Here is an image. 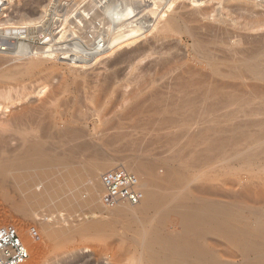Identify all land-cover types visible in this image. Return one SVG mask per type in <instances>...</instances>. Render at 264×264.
<instances>
[{
    "label": "rangeland",
    "instance_id": "rangeland-1",
    "mask_svg": "<svg viewBox=\"0 0 264 264\" xmlns=\"http://www.w3.org/2000/svg\"><path fill=\"white\" fill-rule=\"evenodd\" d=\"M4 1H6L5 4L0 8V92H2L0 96L1 97L0 98V104H1L0 105V125H1L0 143L2 144L3 141V145L2 146L0 145V150H3V152L0 153H2L3 156L0 154V160L1 159L4 160L6 157H9L11 151L16 146H24L25 148L32 146L31 148H36L37 145L43 146L44 144H46L43 147L44 149H48V148L50 149L51 147L50 150H53L52 152L50 151L51 154L53 153L55 155V156L52 155V158L56 157L57 153L58 155L62 153V157H66L64 151L68 148L65 147L68 145V143H66L67 139L65 140V138L69 136L72 130L78 131L83 136L82 139L80 138L81 142H83L84 140L89 142V149H90L86 151L88 153L86 152L84 153V156H76V158L75 157L72 158L73 160L70 158L67 163L71 166L68 165L65 166V164H67L64 162L65 160L63 162L60 161V163L59 161H57L59 166L64 163V166L62 165L63 167L62 166L60 167L61 170L63 169L62 172L64 174L61 172V170L58 167V164L55 161H53V164L49 163L47 166L50 167L47 168L49 175L48 173L46 174L47 172L46 169H45L46 171H44L45 172L44 175L43 174L42 176L40 175L42 178L40 176L35 175L34 173L33 178L35 182L32 181L30 182L33 192L31 193V195H28V192L24 194H20L21 199L23 201L20 200L17 206H14V204L12 203L9 204L8 198H12L13 196L11 197L10 195L7 197L5 195H2L1 193L2 189H0V227L14 226L23 235L24 241L27 244L29 250V259L24 264H59L65 261H69V263L67 264H79V263L81 264V262L86 260V258L87 259L89 258L87 261L91 260V262H93L94 260V264L95 263L125 264V262H122L120 259L122 257L124 258V254L127 251V247L129 246L131 247L132 242L130 241H133V237L129 232V228L130 226H132L131 228L139 226L140 225L139 221L141 222V219L135 220V218L134 219L128 218L130 217L131 212H122L123 208L120 205L114 208H106V209L104 206H102L103 204L101 206H97L96 208L93 206L92 209L91 206L86 205V201L89 198V194H88L89 189L87 187L88 186L87 178L89 176L87 177L88 175L87 170L84 169L85 168L84 162L86 163L88 158L92 159L91 157L93 156V154L91 155L89 151L93 153L97 149L98 150L100 149L101 153L99 155L102 154L101 156H104V158H107L108 160L111 158L114 161H118L117 164H120L119 160L130 161L134 158H139L146 162L150 161L149 163L152 162L153 165L154 164L157 165L154 166H156V173L157 172L158 173L156 174L155 171L154 173L158 176H163L161 175L162 173L161 171L163 169H164L163 171H165V163L167 162L166 160L170 161L171 159H173V157L174 158L180 157L181 161L179 160L180 163H177L176 165L180 173L176 177H174L173 185L180 186L181 183H184L185 185L187 186L189 185V186L187 188L180 189L179 199L182 200L183 198H185L183 196V193L184 191L189 189L188 192L195 196L198 194L196 193L197 191L201 193L209 192L207 198L223 200L222 189L224 187L222 188L223 166L221 163V159H222L221 155H218L217 153L214 152L212 153V157L208 161L204 160L202 157L199 156L200 154L203 153L205 144H200L198 142H189V139L186 137V136L189 137V135H191L192 132L195 131L194 127L192 128L193 130L190 129L191 132L188 130L191 134L188 131H186L188 135L186 134L184 136V134H182L183 132L180 131L183 129L180 128L166 129L164 128V126L160 125V123L157 124L163 118V115L161 117L160 110L159 113L156 112L159 108L156 107L157 105L156 100L163 101L165 99L163 98L165 97L163 95H166L169 92L167 88L172 87V86L166 87V85L168 84L174 85L173 84L174 82L175 84L181 83V81L186 80L187 79L186 77L189 76L191 77L189 79H193L194 81L197 82L205 81L206 85H208L209 83L211 88L215 86L216 87L219 86V88L229 87L230 90L234 89L235 92H239V91L248 92L250 91L249 88L251 87V89L258 88V91L261 92L264 91V82L258 83L255 80L250 79L249 78L250 73H247L245 75V78L242 79L234 78L230 76V72L233 73L235 70L233 68H232L233 70L230 68L235 67L233 66V64L236 65L237 67L239 63L244 64L245 59H243V57L246 56L243 55L247 54L248 51H249L248 55L249 56L251 55L252 58H258L261 60L264 59L262 55V53L264 52V0H220V1L210 0L209 2H207L208 4H204V6L202 5L200 8L192 7L187 0H175L172 9L174 13L180 15L182 14L188 16L196 10L210 11L211 13L210 18L212 19L208 18V20L206 19L199 20L198 18L199 21L194 20V22L189 20L186 23V26H188L189 30L193 33L194 38H196V40L198 38V40L204 41L205 38L206 39L207 37L210 38L209 36L212 35L211 37L214 38L216 37L221 39L223 38L224 40L223 41L221 39L220 40L217 39V41L218 40L221 42L226 41L225 43L226 45L223 42L221 43L222 45L220 46L218 45L219 43L214 44V45L217 44L219 47L217 45L215 47H213L214 45L212 46L213 43L211 42H213L214 38H212L213 40L211 38L208 40L205 39L204 42L206 46L211 45L210 46L211 48L209 49L208 47L207 49L208 52L209 51L212 52L210 53V55L212 54V56L213 55L215 56V57L213 56L215 58L214 64L219 63L218 65L217 64L215 65L216 68L220 69V71L217 73L218 75L214 74L215 71L212 67L214 65L210 66L209 64H204V62H202L198 58L197 52L195 53L194 48L192 49L191 47L193 46L192 38L188 39V37L186 36H182V38H180L176 34H173V36L171 34H167L159 37L157 35L159 33H156V30L150 29V25L145 28V25L143 23L146 21L145 16L147 15L148 17H150L149 16L150 14L148 13V11L144 12V10L147 9L144 0H117V2L114 4L115 8L113 10V15L115 17L114 19L115 24L112 25L114 34L116 35L117 38H125L127 37L128 34H136L137 36L136 40L134 42H130L127 44L125 43L123 45L121 44L119 47L114 48L112 52L109 51L110 53L103 52L102 54H98L95 57L89 55L87 58H84V56H82L80 51H78V48H76V44L74 43V41H76L80 37H83L84 43L86 41V43L89 45L88 49H91L90 48L91 47L90 43H92L91 41L95 38V36L96 37L98 36L95 33L94 28H96L97 30L107 28V25L103 26L102 24L103 21H101V17H97L96 19H94V21L92 18V16L94 17V12L101 13V9H103L101 8L103 7L102 5L98 4L100 9L97 7V5H95V3H97L99 0L98 1L97 0H4ZM123 3H129L133 7L134 10L130 12V16H132V18L130 17V19L127 18L119 19L118 16L116 15V12H118L120 6ZM73 4H75L73 8V10H75L73 12V15L72 16L70 15L68 17L69 19L67 18V22H64L61 25V20H62L61 15L63 14V12H65V10H67L68 6H73ZM162 7L163 4L159 7V9H157V11L158 12L161 11ZM83 13H86L87 16L84 15ZM142 14H145V16L142 17L141 16ZM40 15L43 16V18ZM39 16L41 19L40 18L38 19ZM79 16H81L84 22L89 19L87 21V25L90 24L88 28L85 29L84 25L82 24L78 25L80 28L76 27L78 28L77 30L71 27L70 24L76 21L75 17L79 18ZM28 19H30V21L34 23L33 24L32 22L30 23ZM22 21H25L24 24ZM206 24L208 25V27H205ZM212 26L213 28H211ZM196 27L197 28L201 27L200 28L201 30L197 29ZM204 27L208 30L209 28L210 30L211 29L213 30L211 31L209 30L208 34H204L206 33L204 32L205 30ZM197 30L200 31L197 32ZM200 32H202L203 34H201ZM93 33H95V35ZM92 36L94 37L93 39ZM202 36H204V38ZM16 42L18 43L20 42L21 44L24 45H29V46L31 45L32 50L24 49L25 51H23V49L20 48L19 46L18 47L14 46V44L15 45L17 44ZM3 47L5 48V50ZM20 50L22 51L23 54H21ZM36 52L44 53L45 57L43 55L40 56L39 54L38 55L35 54ZM140 53L144 54V56ZM231 54L235 56L236 59L238 57L239 58L241 57V59L236 60ZM216 55L219 57L217 58ZM230 58L231 59L234 58V60L232 59L231 61ZM190 59H192L193 61ZM164 60L165 61L169 60L171 62L173 61L174 64H170L171 62H169V64H162L163 62H165ZM29 62H36V65L33 66L32 72L30 71L31 73L25 71L29 65ZM209 67H211L212 69H210ZM183 71H187L188 73L186 72L183 73ZM167 74L170 77L166 76L167 78H165L163 81L162 79L164 78L163 76ZM186 74H188V76ZM177 75L181 77L183 75L182 78L184 79L182 80L181 78H177L178 77ZM170 78L172 80L175 79L176 80L172 82ZM159 79L163 81L162 85H160ZM177 79H181V81ZM126 80H129L130 83H128V81L126 82ZM115 81L117 83H115ZM157 81L159 84H157ZM165 81L167 82L165 83ZM131 83L132 85H129ZM139 83L142 85H140ZM155 84L157 86H155ZM146 85L149 87H147V89L145 90ZM158 85H160L161 87L163 86V88H161ZM131 86H132V90H131ZM122 87L123 89L125 88L124 91ZM102 89L103 90L105 89V91H102ZM126 89L127 91L128 90L129 91L127 92ZM153 89L154 92L157 91L158 89L160 91L158 90L159 92L157 91L155 93L154 92L152 93L151 91ZM138 90L143 92L140 93ZM164 91L165 92L168 91V92L164 93ZM121 92L122 94H119ZM160 92H162L163 95L160 94ZM126 93L129 95L127 96ZM139 93L141 96L142 95L143 96L141 97L140 95H138ZM10 94L13 97H11ZM146 94L149 95L148 96L149 100L150 99L152 100L147 101L148 97ZM158 94L159 96H157ZM2 95H4V97ZM8 96L11 99L10 98L8 99ZM154 96L156 100H154ZM156 97L159 98L157 99ZM143 100L145 101V103H147L146 106L144 105L145 103L142 102ZM45 101L47 103H45ZM152 101H154L155 103H153ZM140 102H142L144 106ZM148 105L150 107L146 109L147 110L150 109L152 111L145 112L144 111L145 109L142 107H147ZM153 105H155L154 108ZM171 107L172 106H169L168 108ZM142 110L145 113H143ZM139 111L141 114L139 113ZM32 114H34L37 117L34 116L35 118L34 117L33 118L35 120L31 122L36 125H39L40 123L41 124L39 125V128L38 126H34L37 127L36 130L33 127L34 129L29 131L28 135L33 136V140L31 138L32 140L31 143H29L28 145L27 144L23 145L22 141L15 140L18 137H11L12 132L8 128H10L11 126L9 127V125H11V123L13 124L15 120L17 121V119L25 120L26 119L25 117H27L28 119V116L32 118L31 117ZM129 115L131 117H129ZM207 115H205L204 117L211 118L209 116H212L210 114ZM76 118H79V120L77 121ZM151 119L153 122H155L153 119H157L156 120L157 123L156 124L154 123L155 125L151 124L152 123V121L150 122ZM221 120L222 119H220L219 121ZM148 122H150L149 125ZM73 123H75V125ZM3 126L4 127L7 126V128H2ZM142 126L143 127L145 126L144 127L145 130H143ZM47 129H49V131L51 132L50 133L49 131L47 132ZM170 130L172 133L169 132ZM42 131H44V133ZM122 131H124L125 133ZM168 132L169 134H166ZM177 132L178 134H176ZM43 134H45V136ZM181 134L183 136H181ZM3 135L5 136L3 137ZM6 135H9L8 139ZM120 135H125L126 138L125 137L118 138V136ZM52 136H54L53 137L54 139H51ZM180 136L181 138H179ZM1 137H3L4 140L7 141L1 140ZM108 137L109 139H107ZM174 137L177 138V140H175ZM35 138L36 140H38L37 138H39V140L41 139L42 141H39L37 143V141L34 140ZM63 138L64 141L61 140ZM46 139L47 141H45ZM79 140L78 142H80ZM110 140L112 141L109 144ZM41 142H45V143L41 144ZM55 142L58 143L55 144ZM180 142L181 144H179ZM69 145L70 146L74 145V143H70ZM3 146L6 147L2 149ZM8 148L10 149L8 150ZM178 148L181 149L179 150ZM57 149H59L60 151H58ZM31 158H30L31 160H33V158L35 159V156H31ZM2 163L3 162L0 161V172L2 173V174L0 173L1 174L0 178L3 175L8 174L9 171L14 168V166L16 165V161L10 160L8 163L6 162L5 165L4 163L3 164ZM78 163H81V165ZM75 166L77 170H75L76 169ZM230 167L232 166H229V168ZM57 168L60 170V172L57 170ZM67 168H69L70 171L73 172V175L75 177L74 178L75 183L68 180L69 177L67 171L69 169L67 170ZM50 169H52V172L54 174L52 172L50 173L51 171ZM108 170L109 169H104L101 172V174L103 175V173ZM233 171H234L233 167L230 168V170L229 169L225 170L226 174L224 175V179H231V177L234 175ZM45 174L47 175L48 179H45L46 178ZM61 174L64 178H62ZM82 175H85V177ZM144 175L146 179L153 178V176H151L152 175L151 173L148 175L147 174ZM139 177L141 179L144 178V176L142 177L139 176ZM82 178L85 180H82ZM51 179H53L54 181ZM226 181L228 184L229 180ZM33 183H35L36 186L32 185ZM229 185L230 184H228V186ZM230 186L227 189H230V191L235 190L233 189L234 187L231 188ZM48 187H52V188H49L46 191H44ZM226 187L227 186H225V188ZM37 188L40 189L41 191L40 190L39 192L36 191L38 190ZM79 188L80 190L81 189L82 190L81 191L77 190ZM100 191L101 190L99 188V193L100 195L102 194V196H100L101 197L100 200H102L104 195L103 192ZM230 191H228L226 195L228 196L227 197L228 200L232 201L233 197ZM80 193L81 195L82 194L83 195L80 196L79 195ZM10 194L13 195V193ZM42 194L43 197L47 198L45 201L43 200V198H41ZM23 195L24 196L28 195V199L25 198L29 200V201L26 200L27 204L26 201H24L25 199H23L24 197ZM69 198L71 199V201L68 202L69 204H66L65 208L62 207L61 204L65 200H69ZM146 198H147V193H146ZM34 199L38 202H35ZM39 199L41 200L42 206L40 205ZM80 200L81 201L83 200L85 202L80 203L79 202ZM31 202L32 204H30ZM145 203L146 201L143 203V205H146ZM37 204L40 206L38 207ZM34 205L36 207H34ZM85 206L88 208H86ZM67 208L69 213L71 212L69 216L67 215L68 214ZM73 210L74 212L76 211V213H74ZM113 210H115V212ZM79 213L81 216L78 215ZM37 214L40 215V217ZM41 214L43 218L41 217ZM159 214H158L159 218L164 219L166 223V226L161 225L162 227L160 229L161 233L169 236L180 237L183 232V228L182 226H180V218H181L180 215L174 213L173 210H168V209L160 210ZM61 215L63 216L62 218ZM55 216L59 218L58 219L59 222L57 221ZM72 216L73 218L78 217L79 219L80 217L81 219L79 220L76 218L72 219ZM46 217L52 219L51 222L50 221L48 222L52 227H48L46 222L47 219ZM64 217H66L65 220H62ZM67 218L68 220H66ZM157 219L158 217H156L154 221L151 222V224L155 226ZM73 220L75 222L77 221V223L79 222V225L74 224L75 222ZM81 220L83 221L81 222ZM65 222L67 223L66 226L68 225L67 227L64 226ZM91 222H93V224L94 223L97 224L96 225V228H98L97 231H95L96 228H94L93 230H88V233L85 235L79 233L80 229H82L83 227L92 226ZM57 225L59 226L57 227ZM73 225L75 226L78 225L77 226L78 228L74 227ZM71 227L72 229L69 230L68 228ZM67 229L69 231H67ZM32 230H35L36 232L35 235L31 233ZM53 231L56 232L53 233ZM74 232L75 233L77 232L78 235L72 234ZM96 233H98V235H96ZM108 233H111L112 235ZM130 238H132V240ZM206 241L211 251L218 252L223 262L234 263V264L242 262L241 256L238 254L236 249L231 245L230 238L225 236L224 237L212 236L211 234H209L206 237ZM198 243L200 246H202V248H206L207 246L206 243L203 242H198ZM60 249L61 251H57ZM50 254L53 255L50 256ZM77 260L78 261L80 260L81 262L80 261L78 262Z\"/></svg>",
    "mask_w": 264,
    "mask_h": 264
},
{
    "label": "bare ground",
    "instance_id": "bare-ground-1",
    "mask_svg": "<svg viewBox=\"0 0 264 264\" xmlns=\"http://www.w3.org/2000/svg\"><path fill=\"white\" fill-rule=\"evenodd\" d=\"M187 1L191 4L192 7L200 8L202 5L204 6V4H208L207 2H209L210 0H205V1H203V0H187ZM5 2L6 1H4V0H0V8L5 4ZM116 2H117V0H110V1L99 0L97 3H95V5H97L98 8H99L98 4L102 5L103 7H101V6L100 7L103 9H101V13L94 12V17L92 16L93 21L97 17H101V21H103V23H102L103 26L107 25V28L106 29L103 28L100 30H97L96 28H94L95 33L98 36L97 37L95 36V38L92 36V39L93 38L94 39L91 41L92 43H90L91 49H88L89 45L86 43V41L84 43L83 37H80L79 39L74 41V43L76 44V48H78V51H80V53L82 54V56H84V58H87L89 55H92V57H95L98 54H102L103 52H109V51L112 52V50L114 48L119 47L121 44L122 45L124 43L127 44L130 42H134L136 40V38H137L136 34H128L127 37H125L126 39L125 38H117L116 35L114 34L113 29H112V25L115 24V21H114L115 17L113 15V10L115 8L114 4ZM144 2L146 3V7H147V9L144 10V12L148 11V13L150 14L149 15L150 17H148L147 15L145 16V14L141 15L142 17L145 16V18H146V19L144 18L146 21L143 22L145 25V28L150 25V29L156 30V33H159V34H157L159 37L167 35V34H171L172 36H173V34H176L180 38H182V36H186V37H188V39L192 38L193 46H191V47H192V49L194 48L195 53L197 52L198 58L202 62H204V64H209L210 66L214 65V66H212L214 71H215L214 74H217L220 71V69L216 68V66H215L216 64L218 65L219 63L214 64V60H215L214 57L215 56L213 55L214 56L213 57L212 54L210 55V53H212V52H210V51L208 52L207 48L209 47V49H210L211 45L209 44L210 46H206V44L204 43L206 38L204 39V41L203 40L200 41V40H198V38L196 40V38H194L193 33L189 30L188 26H186V23L189 20L194 22V20L197 21L198 18H199V20L200 19L208 20V18L212 19V18H210L211 17L210 11H208V10H196V11H194L195 10L194 9L193 13H191V14L189 13L190 15L185 16V15H182V14L180 15V14L173 12L172 6L174 5L175 0H144ZM105 4H107V5H105ZM162 4H163V7H162L161 11L158 12L157 9H159V7ZM74 5L75 4H73V6H68L67 10H65V12H63L62 15L60 14L62 16V17L60 16L62 19V20L60 19L61 25L64 22H67V18L70 15L71 16L73 15V12L75 11V10H73ZM133 10L134 9L131 6V4L123 3L120 6L118 12H116V15L118 16L119 19H126V18L130 19V17L132 18V16H130V12H132ZM190 12H191V10H190ZM86 13H83V14L87 16ZM40 16L38 17V19L40 18ZM63 16H64V18H63ZM81 16H83V15H81ZM81 16H79V18L75 17L76 18L75 22L70 21V22H72L70 24L72 28L77 30L78 28H76V27H79L78 25H80V24L84 25L85 29L88 28V26L90 24L87 25V21L89 19L84 22V20L81 18ZM41 17L43 18V16H41ZM149 18H151V19H149ZM215 19H217V18H215ZM28 20L30 21V19H28ZM201 21H203V20H201ZM22 22L24 24L25 21H22ZM31 22L32 21H30V23ZM27 23H29V22H27ZM33 23L34 22H32V24ZM220 24H222V23H220ZM261 24H262V22H261ZM26 25H28V24H26ZM205 27H208V25L206 24ZM205 27H204V29H205L204 32H206V33H204V34H208V31L210 30V28L208 30ZM200 28H197V29H200ZM211 28H213V26ZM10 30H11V28H10ZM200 30H197V32ZM211 30H213V29H211ZM80 31H83V30H80ZM68 32H69V29H68ZM214 32H217V31H214ZM95 33H93V34L95 35ZM200 33L203 34L202 32H200ZM209 33H211V32H209ZM20 34H22V33H20ZM197 34H195V35H197ZM214 34H216V33H214ZM211 36L212 35L209 36L211 39L214 38ZM202 37L204 38V36H202ZM210 38L207 37L206 40H208ZM215 38H214V40L212 39L213 40V42H211V43H213L212 46L215 43H219L218 44L219 46L222 45L221 43L224 41L223 38L222 39L221 38L215 39ZM217 39H219V40L221 39L223 41L222 42L219 40L217 41ZM82 42H83V44H82ZM16 43L17 44L16 45L14 44V46H16V47L19 46L20 48L23 49V51L32 50L31 45L30 46L24 45V44H21L20 42L19 43L16 42ZM223 43L225 44L226 41ZM216 45H214L213 47H215ZM16 47H15V49H16ZM101 48H102V50H101ZM17 49H19V48H17ZM4 50H5V48H4ZM239 51H238V53H239ZM231 52H234V51H231ZM248 52H247V54L243 55L246 57L242 56L243 59H245L244 64L239 63L238 67L234 64H233V66H235V67L230 66L231 67L230 69L233 68L236 70V71L234 70L233 73L230 72V76L234 77V78L242 79V78H245V75L247 73H250V77H249L250 79H253L258 83L259 82L263 83L264 82V59L261 60L258 58H252L251 55L250 56L248 55ZM220 53H221V51H220ZM244 53H246V52H244ZM21 54H23L22 51H21ZM35 54H37V55L39 54L40 56L43 55L45 57V54L42 52H36ZM140 54H142V53H140ZM142 55L144 56V54H142ZM262 55L264 57V52L262 53ZM43 56H42V58H43ZM178 57H179V55H178ZM195 57H196V55H195ZM218 57L219 56H217V58ZM233 57L235 58V56H233ZM234 58H232V59L234 60ZM227 59H228V57H227ZM232 59H231V61H232ZM237 59L240 60L241 57L240 58L238 57ZM170 60H171V58H170ZM190 60H192V59H190ZM169 62H171V61L166 60L162 64H169ZM172 62L170 64H174V62L173 63ZM195 63H196V61H195ZM35 65H36V62H29V65L25 71L31 73L33 70V66H35ZM209 68L212 69L211 67H209ZM184 72L188 73L187 71H183V73ZM168 74H170V73H168ZM168 74L163 76L164 77V78H162L163 81L165 78H167L169 76ZM186 75L188 76V74H186ZM177 76H178L177 78H181L182 80L184 79V78H182L183 75H182V77L179 75H177ZM172 77H174V76H172ZM175 77H176V74H175ZM186 78H185L186 80H183V81H181V79H177V80L181 81V83L175 84V82H174L173 83L174 85H172L171 83L173 81H175L176 79L173 78L175 80H172L170 78L172 81L170 83L171 85H169L168 83H167L168 85L165 84L166 87L172 86L170 88H167L169 92L167 91L168 92L167 93L164 91V93H167L166 95H163L162 92H160V94L165 96V97H163V98H165L163 101L162 100L157 101L155 99V96H154V100H156V104L158 105V106L156 105V107L157 108L159 107L156 112L159 113V110H160L161 111V117L163 115V118L161 120L159 119L160 121L158 123L156 122L157 119H153L155 122H153L151 119L150 122L152 121L151 124H154V123L159 124L160 123V125L164 126V128H166V129H173V128L174 129H177V128L183 129L180 131L183 132V133L182 132L181 133L184 134V136L186 134L188 135V133H186V131H188V130L190 131V129L193 130L192 128L194 127L195 131L192 132V134L190 133L191 131L190 132L188 131L191 135H189V137L188 136H186V137L189 139V142H198L200 144H205L203 153L201 152L202 154H200L199 156L202 157L204 160L208 161L212 157V153H214V152L217 153L218 155H221V157H222L221 163L223 166L222 188L224 187L222 189L223 200L207 198V195L209 194V192H202L201 193V192L197 191L196 193H198V194L195 196V195H192L191 193L188 192L189 189L184 191L183 196L185 198L180 200L179 199L180 189L187 188L189 186V185L188 186L185 185L184 183H181L180 186H174L173 185L174 177H176L180 173L178 170V167H176L177 163H180V161H181L180 157L179 158L173 157V159H171L170 161L166 160L167 162L165 163V171H163L164 170L163 168H162L163 170L160 169V170H162L161 175H163V176H158V175H156L158 173V172L156 173V166L157 165L154 164V165H156V166H154L152 164V162L149 163L150 161L146 162V161H143L139 158H134L130 161L127 159H126L127 161L119 160L120 164H117L118 161H114L111 158L108 160L107 158H104V156H101L102 154L99 155L101 152H100V149L99 150L97 149L93 153L89 151V153H91V155L93 154V156L91 157L92 159H89L87 157L88 160L86 161V163L84 162V164H85L84 169L87 170V173H88L87 177L89 176L87 178V185H88L87 187L89 189V193H88L89 198L86 201V205L91 206V209H92L93 206L96 208L97 206H101L103 204L102 200H100V198H101L100 196H102V194L100 195V193H99V188H100V190H101L100 192H103V195H104L103 184H102V179H101V177H102L101 172L104 169L111 170V169H114L117 167H122V168H125L126 170H128L132 173H135V175L139 179L140 187L144 193L143 200L137 205L120 204V206L123 208L122 212H131L130 217H128V218H130V219L135 218V220L141 219V222L139 221V224H140L139 226L133 227V228H131L132 226H130V228H129V232L131 233V235L133 237V241H130V242H132L131 247L128 245L129 247H127V251L124 254V258L122 257L120 259L122 262H125V264H234V263L223 262L221 260V257L219 256L218 252L211 251V249L209 248V245L207 244V241H206V237L209 234H211L212 236H221V237L225 236V237L230 238L231 245L236 249V251L238 252V254L242 258V262L235 263V264H264V132H263V130H264V91L261 92V91H258V88H256L257 89L256 90L253 88L251 89V87H250L249 88L250 91H248L246 89L248 92H240V91L235 92L234 89L230 90L229 87L227 88V87H221L220 86L221 88H219V86H217V87L215 86V87L211 88L209 83H208V85L205 84V81L197 82V81H194L193 79H189V78H191L190 76L186 77ZM117 79H119V78H117ZM160 80L161 79H159L160 85H162L163 81L161 80L162 81L161 82ZM112 81H114V80H112ZM127 81H128V83H130L129 80H126V82ZM152 82H151V84H152ZM166 82L167 81H165V83ZM115 83H117V82L115 81ZM157 84H159L158 81H157ZM129 85H132V83ZM140 85H142V84H140ZM160 85H158V86H160ZM211 85H212V83H211ZM149 86L146 85L145 90ZM155 86H157V85L155 84ZM213 86H214V84H213ZM161 88H163V86ZM122 89H123V87H122ZM127 89H126V91H127ZM231 89H232V87H231ZM124 90H125V88L123 89V91ZM131 90H132V86H131ZM102 91H105V89L104 90L102 89ZM138 91L140 93L143 92V91L141 92L140 90H138ZM157 91H155V92H157ZM118 92H120V91H118ZM151 92L153 93L154 89ZM1 93L2 92H0V96H1ZM140 93L138 95H140ZM119 94H122V92ZM4 95H2V96L4 97ZM128 95L129 94H127V96ZM146 95H147V97L149 96L148 94H146ZM162 95H160V96H162ZM157 96H159V94ZM11 97H13V96L11 95ZM125 97H126V95H125ZM9 98L10 97L8 96V99ZM14 98H15V96H14ZM163 98H160V99H163ZM49 99H51V98H49ZM147 99H148L147 101L152 100V99L149 100V97ZM142 102L145 103L144 100ZM142 102H140V103H142ZM152 102L155 103L154 101H152ZM45 103H47V102L45 101ZM142 105H143V103H142ZM144 105L146 106L147 103H145ZM149 105L147 107H142V106L141 107L145 109L144 110L145 112L152 111L150 109H148V110L146 109V108L150 107ZM169 106H172V107L168 108ZM43 107H45V106H43ZM154 107H155V105H153V108ZM135 109H137V108H135ZM142 112H143V110H142ZM145 112H143V113H145ZM139 113H140V111H139ZM100 114H101V112H100ZM207 114L212 115V116H209L211 118L204 117ZM34 116H35L34 114H32V116H31L32 118H30L28 116V119H30V120H28L27 117H25L26 118L25 120L17 119V121H16L14 119L15 122L13 124L11 123V125H9V123H10L9 122L8 125H9V127L10 126L11 127L8 129H10L12 132L11 137H18L16 139L15 138H13V139L22 141L23 145L24 144L28 145L29 143H31V141L33 140V136L28 135L29 131L34 129V128L36 130L37 127H34V126H38V128H39V125L41 124L40 123L39 125H36V124H33L31 122V121L35 120L34 119L35 117H37V116H35V117ZM53 117H54V114H53ZM129 117H131V116L129 115ZM146 117H147V115H146ZM76 119H77V121L79 120V118H76ZM83 119H85V118H83ZM220 119H222V120L219 121ZM146 120H148V119H146ZM38 121H39V119H38ZM52 121H50V122H52ZM150 122H148V125L150 124ZM73 124L75 125V123H73ZM54 125H55V123H54ZM81 125H83V124H81ZM142 125H144V124H142ZM4 126L2 128H7V126L6 127H4ZM145 126H146V124H145ZM144 127H143V130H145ZM151 127H152V125H151ZM134 128H136V127H134ZM5 130H7V129H5ZM48 131H49V129H47V132ZM42 132L44 133V131H42ZM50 132L51 131H49V133ZM122 132H124V131H122ZM169 132L172 133L171 130ZM169 132L166 134H169ZM1 133H3V132H1ZM40 133H41V131H40ZM176 134H178V132ZM182 134H181V136H183ZM43 135L45 136V134H43ZM4 136L5 135H3V137ZM6 136L8 139L9 135H6ZM181 136L179 138H181ZM3 137H1V140H4ZM53 137L54 136H52L51 139H54ZM120 137L126 138L125 135L118 136V138H120ZM31 138H32V140H31ZM39 138H42V137H39ZM39 138H37L38 140H36V138L34 140L37 141V143H38L39 141H42L41 139L39 140ZM80 138L82 139L83 136L78 131H74V130H72L70 132L69 136L67 138H65V140L67 139L66 143H68V145L65 146L68 148L67 149L65 148L66 150L64 149L66 157H62V153L60 152L61 153L60 155H58V153H57V156L52 158V155H54V154L53 153L51 154V152L53 150H50L51 147H50V149L49 148L44 149L43 147H44V145H46V144H44L43 146L37 145L36 148H31L32 146L28 147V148H25L24 146H16L11 151V154L9 157H6L4 160L1 159L0 161H2L4 163V165L6 162L8 163L10 160L16 161V165L14 166V168L11 169L8 174L3 175L0 178V182H1L0 189H2V191H1L2 195H5L7 197L10 195H11V197L13 196L12 198H8V203L9 204L12 203V204H14V206H17V204L20 202V200H22L20 194H24V193L28 192V195H31V193L33 192L32 191L33 189H32L30 182L31 181L35 182V180L33 178L34 173L37 176H40V175L42 176V174L44 175V173H45L44 171H46L47 168H50V167H47L49 163L53 164V161H55L56 163H57V161H59V163H60V161L63 162L64 160H65L64 162L67 163L70 158L72 159L74 157L76 158V156H84V153L87 150H90L89 149V142H87L85 140L84 141L82 140L83 142H81ZM115 138H116V135H115ZM107 139H109V137ZM174 139L177 140V138H175V137H174ZM9 140H11V139H9ZM61 140L64 141V138ZM78 140L80 142H78ZM90 140H91V138H90ZM4 141H7V140H4ZM45 141H47V139ZM60 141H59V144H60ZM111 141L112 140L109 141V144ZM52 142H54V141H52ZM42 143H45V142H41V144ZM56 143H58V142H55V144ZM70 143H74V145L70 146L69 145ZM128 144H129V142H128ZM174 144H176V143H174ZM179 144H181V142ZM0 145L1 146L3 145V141H2V144L0 143ZM196 145H198V144H196ZM5 147L6 146H3L2 149ZM99 147H100V145H99ZM95 148H96V146H95ZM181 148H178V149L180 150ZM9 149L10 148H8V150ZM175 149H177V148H175ZM57 150L60 151L59 149H57ZM0 152H3V150H0ZM86 153H88V152H86ZM0 154L2 155V153H0ZM31 156H35V159L33 158V160H31L32 159ZM78 164L81 165V163H78ZM62 165L64 166V163L61 164L60 166L58 164V167L60 170H61L60 167ZM66 165L71 166L68 163L65 164V166ZM229 166L233 167V170H234L233 174L234 175L231 177V179H224V175L226 174L225 170H228V169L230 170V168H232V167L229 168ZM51 168H52V166H51ZM75 168H76V166H75ZM59 169L57 168V170L60 172ZM68 169L69 168H67V170ZM50 170L49 171L51 173L52 169H50ZM62 170H61V172H62ZM75 170H77V168ZM68 171H67L68 177H69L68 180L71 182H74L75 177L73 175V172L70 171V169ZM154 171L156 174L154 173ZM47 173L49 175L48 170H47L46 174ZM150 173L152 174L151 176H153V178L152 179H150V178L146 179L144 174L148 175ZM138 175L141 177L144 176V178L141 179ZM61 176H62V174H61ZM82 176L85 177V175H82ZM62 178H64V177L62 176ZM45 179H48L47 175H46ZM51 180H53V179H51ZM80 180H81V178H80ZM82 180H85V179L82 178ZM226 180H229L228 184L231 185V186L229 185L231 188L234 187L233 189H235V190H232L233 192L230 191V189H227V188H229V186H228ZM225 181H226V183H225ZM55 183H57V182H55ZM83 184H85V183H83ZM32 185L36 186L35 183H33ZM42 186H44V185H42ZM225 186H227V187L225 188ZM49 188H52V187H48L46 189L44 188L45 189L44 191H46ZM80 188H82V187H80ZM80 188L77 190H80ZM39 190L40 189H38L36 191L39 192ZM85 190H86V188H85ZM228 191H230V193L233 197L232 201L228 200V198H227L228 196L226 195V193ZM10 193H13V195ZM85 193H87V192H85ZM85 193H84V195H85ZM146 193H147V198H146ZM28 195H26V196L23 195L24 196L23 199H25V198L28 199ZM79 195L82 196L83 194L81 195V193H80ZM41 198H43L44 201L47 199V198L43 197V194H42ZM27 199H25L24 201H26ZM35 199H37V198H35ZM35 199H34V201L38 202ZM83 200L82 201L80 200L79 202L80 203L85 202ZM27 201H29V200H27ZM27 201H26V204H27ZM69 201H71L70 198H69V200H65L63 203L61 202L62 203L61 206L65 208V205L69 204L68 203ZM145 201H146V203H145L146 205H143V203ZM30 204H32V202ZM30 204H29V206H30ZM40 205L42 206L41 200H40ZM40 205H38V207ZM102 206H104V205H102ZM34 207H36V206L34 205ZM78 208H81V207H78ZM86 208H88V207H86ZM26 209H27V206H26ZM105 209H106V207H105ZM164 209L173 210L174 213L180 215V217H181L180 218V226H182V228H183V232H182L180 237L179 236L178 237L177 236L176 237L169 236V235H165V234L161 233V231H160V229L162 228L161 225L166 226V223H165L164 219L159 218L158 214H159L160 210H164ZM67 211H68V208H67ZM113 211L115 212V210H113ZM73 212H74V210H73ZM40 213H41V211H40ZM67 213H68L67 215L69 216V214L71 212L69 213V211H68ZM74 213H76V211ZM78 215H80V213ZM116 215H117V213H116ZM166 215H168V214H166ZM166 215H165V217H166ZM38 216L40 217V215H38ZM41 217H42V214H41ZM62 217L63 216L61 215V218ZM156 217H158V219H157V222L155 223L156 225L154 226L151 224V222L154 221V219ZM46 218L45 219H46L48 227H52L50 225V223H48L49 221L51 222L52 219L49 217H46ZM55 218L58 221L59 218H57L56 216H55ZM65 218L66 217H64L62 220H65ZM74 218H76V217H74ZM74 218L72 216V219H74ZM76 219H78V217ZM79 219H81V218L79 217ZM66 220H68V218ZM41 221H43V220H41ZM57 221H56V223H57ZM82 221L83 220H81V222ZM53 222H54V220H53ZM66 222L64 224L65 227L68 226V225L66 226V224L68 223V222L67 223ZM93 222H91L92 226H85L82 229L79 228L80 232L78 230L77 231L79 233H81L82 235L87 234L88 230H93L94 228H96L97 224H95V223L93 224ZM72 224H73V222H72ZM74 224L79 225V222L77 223V221H76ZM104 224H106V223H104ZM58 226L59 225H57V227ZM73 226L77 227L75 225H73ZM69 227H70V225H69ZM52 229H54V228H52ZM68 229L70 230V229H72V227L68 228ZM68 229H67V231H69ZM97 229L98 228H96L95 231H97ZM55 232L56 231H53V233H55ZM104 232H105V230H104ZM126 232H128V231H126ZM72 234L78 235L77 232L76 233L74 232ZM108 234H111V233H108ZM96 235H98V233H96ZM106 236H108V235H106ZM130 239L132 240V238H130ZM198 242L206 243L207 244L206 248H202V246H200ZM60 247H62V246H60ZM58 249H59V247H58ZM62 249H64V248H62ZM57 251H61V249L57 250ZM53 254H50V256ZM70 257H72V256H70ZM88 259L87 258H86V260L83 259L85 262L83 260H82L83 262H81L80 260L79 261L81 262V264H94V260H93V262H91V260L87 261ZM67 263H69V261L61 262L59 264H67Z\"/></svg>",
    "mask_w": 264,
    "mask_h": 264
},
{
    "label": "built area",
    "instance_id": "built-area-1",
    "mask_svg": "<svg viewBox=\"0 0 264 264\" xmlns=\"http://www.w3.org/2000/svg\"><path fill=\"white\" fill-rule=\"evenodd\" d=\"M103 205L114 208L120 204L137 205L144 193L138 177L122 167L103 173ZM35 235V230H32ZM29 259V250L23 235L14 226L0 227V264H24Z\"/></svg>",
    "mask_w": 264,
    "mask_h": 264
}]
</instances>
